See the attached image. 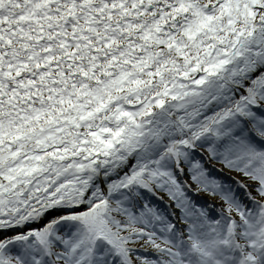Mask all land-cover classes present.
<instances>
[{
  "label": "snow or ice",
  "instance_id": "1",
  "mask_svg": "<svg viewBox=\"0 0 264 264\" xmlns=\"http://www.w3.org/2000/svg\"><path fill=\"white\" fill-rule=\"evenodd\" d=\"M0 264H264V0H0Z\"/></svg>",
  "mask_w": 264,
  "mask_h": 264
}]
</instances>
